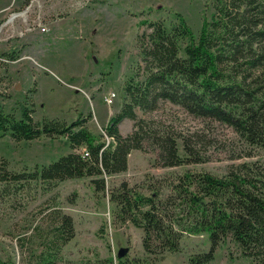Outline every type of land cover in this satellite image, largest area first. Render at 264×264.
Returning <instances> with one entry per match:
<instances>
[{
  "label": "rangeland",
  "instance_id": "1",
  "mask_svg": "<svg viewBox=\"0 0 264 264\" xmlns=\"http://www.w3.org/2000/svg\"><path fill=\"white\" fill-rule=\"evenodd\" d=\"M213 5L214 0H0V103L17 116L26 105L37 120L53 117L70 123L84 117L86 127L108 141L105 128L125 102L124 85L144 65L138 37L151 28L143 22L174 23V12H180L197 32L203 17H212ZM17 12L23 15L7 22ZM112 92L115 96L108 102ZM136 112L147 131L174 134L180 155L188 156L184 137L198 161L166 166L157 145L146 137L142 149L131 150L127 170L106 177L104 192L95 190L90 177L67 179L21 195L0 192L1 259L39 264V254L56 240L62 214L72 217L75 233L51 264H192L190 255L209 248V235L203 232L184 234L179 252L146 253L143 230L116 219L110 190L126 181L148 193L187 171L223 176L243 162L264 167V147L252 146L230 126L194 116L168 100L155 110L136 108ZM119 129L122 135L130 134L134 120L123 119ZM70 151L64 136L29 141H15L9 134L0 138V159L5 158L15 171L48 164ZM120 249L125 250L122 256ZM207 264L255 263L227 240Z\"/></svg>",
  "mask_w": 264,
  "mask_h": 264
},
{
  "label": "trees",
  "instance_id": "2",
  "mask_svg": "<svg viewBox=\"0 0 264 264\" xmlns=\"http://www.w3.org/2000/svg\"><path fill=\"white\" fill-rule=\"evenodd\" d=\"M211 18L203 17L195 32L180 12L176 21H144L151 30L138 37L144 65L124 85L125 102L106 126L103 141L86 127V118L73 122L44 117L37 120L23 105L20 116L6 112L0 103V138L15 141L41 136H64L71 151L48 164L20 171L0 159L1 195H21L57 186L67 179L90 177L98 192L107 190V176L128 168L133 149L150 138L166 166L194 158L183 137L180 155L174 134L147 131L136 108L155 110L168 100L190 114L226 124L255 147H264V0H214ZM11 56H14L13 54ZM134 120V130L122 135L119 123ZM116 204L115 217L143 230L146 253L163 255L181 251L184 234L207 233V250L190 255L192 264H207L220 243L227 240L255 264H264V167L241 163L219 176L208 171H187L151 187L148 193L121 182L109 193ZM56 240L39 255V264H51L62 245L74 236L72 217L58 218ZM0 264H13L0 258ZM122 264V263H120Z\"/></svg>",
  "mask_w": 264,
  "mask_h": 264
},
{
  "label": "built area",
  "instance_id": "3",
  "mask_svg": "<svg viewBox=\"0 0 264 264\" xmlns=\"http://www.w3.org/2000/svg\"><path fill=\"white\" fill-rule=\"evenodd\" d=\"M21 14L23 15V12H22V13H18V12H17V13H13V14H11V16L9 17V19H8L7 22L14 20L17 16H19V15H21ZM39 25H40V23H39ZM41 30H42V31H45V30H46V27L41 25ZM6 61L16 62L17 59H15V60H9V58H8V59H6ZM35 63H36L37 65H39L40 67H42V68H46V67L43 66L42 64H39L37 61H35ZM114 96H115V92H112L111 94H109V95L107 96L106 100H107L108 102H112Z\"/></svg>",
  "mask_w": 264,
  "mask_h": 264
},
{
  "label": "crops",
  "instance_id": "4",
  "mask_svg": "<svg viewBox=\"0 0 264 264\" xmlns=\"http://www.w3.org/2000/svg\"><path fill=\"white\" fill-rule=\"evenodd\" d=\"M50 68V67H49ZM53 68V69H52ZM51 69L52 70H54V71H52V73H54L57 77H59V75L57 74V71H55V70H58L57 68H55V67H52ZM60 78V77H59ZM61 79V78H60Z\"/></svg>",
  "mask_w": 264,
  "mask_h": 264
},
{
  "label": "water",
  "instance_id": "5",
  "mask_svg": "<svg viewBox=\"0 0 264 264\" xmlns=\"http://www.w3.org/2000/svg\"><path fill=\"white\" fill-rule=\"evenodd\" d=\"M18 87H19V86H17V88H18ZM124 251H125L124 249H120L119 252H118V255H119V256H122L123 253H124Z\"/></svg>",
  "mask_w": 264,
  "mask_h": 264
},
{
  "label": "bare ground",
  "instance_id": "6",
  "mask_svg": "<svg viewBox=\"0 0 264 264\" xmlns=\"http://www.w3.org/2000/svg\"><path fill=\"white\" fill-rule=\"evenodd\" d=\"M109 139V138H108Z\"/></svg>",
  "mask_w": 264,
  "mask_h": 264
}]
</instances>
